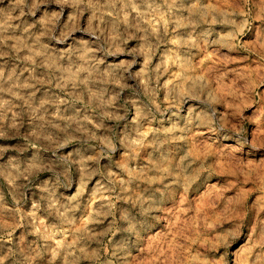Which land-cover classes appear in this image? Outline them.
Listing matches in <instances>:
<instances>
[{
    "label": "clouds",
    "instance_id": "obj_1",
    "mask_svg": "<svg viewBox=\"0 0 264 264\" xmlns=\"http://www.w3.org/2000/svg\"><path fill=\"white\" fill-rule=\"evenodd\" d=\"M224 3L0 0V209L14 221L0 264H134L158 231L177 261L209 237L200 256L229 264L241 237L214 236L215 209L188 197L219 167L239 187L258 151L244 127L255 85L236 88L252 73L232 65L253 50L264 62V24L244 44L264 0ZM244 264H264V245Z\"/></svg>",
    "mask_w": 264,
    "mask_h": 264
},
{
    "label": "rangeland",
    "instance_id": "obj_2",
    "mask_svg": "<svg viewBox=\"0 0 264 264\" xmlns=\"http://www.w3.org/2000/svg\"><path fill=\"white\" fill-rule=\"evenodd\" d=\"M215 3V0H213ZM207 3V0H205ZM221 6L228 7L224 0H220ZM237 7V5H232ZM259 11V7H257ZM256 30L244 41L245 46L255 45L256 37L260 35L259 28L264 24V19L257 17ZM247 35V34H246ZM199 51V49H198ZM227 50L225 49L224 52ZM213 49L207 48L200 53L201 60L205 56L211 57ZM223 55V53H221ZM250 63H244V60H249ZM241 62L234 63L232 67L239 69H248L252 73L249 76L247 73H237L240 80L237 81L236 88L243 91L249 86L255 85V93L253 98L257 101L255 105L246 110L247 121L244 127L248 130L249 143L258 151H251L249 158L243 161L244 167L248 169L239 180V187H236L237 181L235 177L227 178L231 169L219 167L213 171L211 175L218 179L209 184L204 185L199 192L189 196L188 199L194 201V208L199 210L201 207L207 209H215L212 215L219 221L222 231L214 233V236H228L241 237L238 242L234 240L235 246L230 249H225L228 254L229 264H244L245 254L252 245H264V62L259 60V56L255 50L251 53L245 52L241 58H234ZM225 63L227 59L225 58ZM227 83L231 84V80ZM228 101H225L227 104ZM145 160L147 158L145 157ZM218 165L220 161L216 162ZM249 172L251 179H248ZM185 199L182 194L179 198L178 204ZM222 205L217 207L220 202ZM9 208L12 207L10 200L7 201ZM30 210V205L25 208V211ZM171 208L165 209V223L164 228L167 229V213ZM13 213L0 209V226L5 228L13 224ZM0 234H5L0 232ZM165 233L156 232L154 235H149L145 238L142 246L132 254L134 264H184L189 259H192V264H204L206 260L208 264H223L221 256H200V253L207 251L203 247L204 240L211 241L212 238L205 237L201 240L199 245H194L196 249L192 250L190 247H183L184 261H177L175 259V249L170 247V240L164 241L162 237ZM21 230L17 229L14 233V240L18 243ZM190 237L185 236L184 241L187 243ZM211 244H209L210 248ZM167 249V257H163L162 253ZM7 248L4 249L6 254ZM47 264V261H44ZM84 264H87L85 261Z\"/></svg>",
    "mask_w": 264,
    "mask_h": 264
}]
</instances>
